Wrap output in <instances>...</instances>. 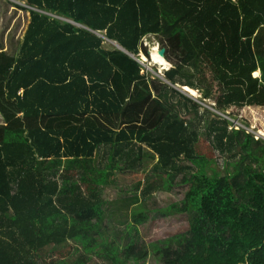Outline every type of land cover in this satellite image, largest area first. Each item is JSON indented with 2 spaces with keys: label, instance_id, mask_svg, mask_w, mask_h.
<instances>
[{
  "label": "trees",
  "instance_id": "obj_1",
  "mask_svg": "<svg viewBox=\"0 0 264 264\" xmlns=\"http://www.w3.org/2000/svg\"><path fill=\"white\" fill-rule=\"evenodd\" d=\"M25 2L14 5L30 13L24 39L0 48V264H140L152 251L160 264H264V139L227 113L264 107V0ZM148 35L182 53L173 69L148 60L171 69L155 86ZM146 149L156 174L190 185L171 206L189 229L154 244L135 229L119 246L98 230L103 186ZM213 150L238 157L224 174Z\"/></svg>",
  "mask_w": 264,
  "mask_h": 264
},
{
  "label": "rangeland",
  "instance_id": "obj_2",
  "mask_svg": "<svg viewBox=\"0 0 264 264\" xmlns=\"http://www.w3.org/2000/svg\"><path fill=\"white\" fill-rule=\"evenodd\" d=\"M15 4L23 6L26 5V2L25 0H0V48H3L6 53H13L16 45L21 44L29 24L30 13L17 9L14 6ZM167 43L163 35H156L147 36L142 44L141 60L147 61L145 62L146 66L152 69L149 71L144 69L143 73L148 75L154 86L164 82L166 73L170 70L163 69V67H166L165 64L160 67L148 60L152 59L153 56V59L161 64L159 51L164 48L163 46L167 47ZM107 46L113 49L118 44L111 41ZM145 51L147 54H144ZM148 51L153 55L148 57ZM143 54L147 60L143 59ZM181 57L180 50L167 55V59L173 66L172 69L180 62ZM259 76H261V72ZM259 76L256 75V77ZM176 85L178 86L179 83H176ZM188 91L190 93L185 92L190 94L197 102H201L203 107L211 110L210 105H214V102L210 100H204L205 102H203L204 93L202 91L190 88H188ZM227 113L231 115L230 118L234 119L236 124L238 122L246 127L248 126L249 132L259 139H264V107L232 108ZM215 114L220 116L219 113ZM210 116L213 117V115ZM208 146L210 147L207 140L203 142V147ZM100 154L101 151L95 161L97 166L101 168L105 165V159L100 158ZM237 158L213 150L215 164L212 167L224 174L226 162L234 163ZM157 161L158 156L146 149L143 162L138 169L118 167L115 173H110L109 182L103 186L105 216L97 222L98 230L119 246H123L129 236H134L135 229L141 232L148 244L163 242L173 235L184 234L189 229V216L171 210V206L181 204L189 191L190 185H181L179 183L181 177L172 185L170 178H163L156 174L154 167ZM138 220H142V222ZM80 243V241H72L67 245L73 259L78 257L80 252L75 251L72 247H78ZM88 264L104 263L94 255V258ZM129 264L135 263L130 262ZM140 264H160L159 256L152 251L146 262Z\"/></svg>",
  "mask_w": 264,
  "mask_h": 264
},
{
  "label": "built area",
  "instance_id": "obj_3",
  "mask_svg": "<svg viewBox=\"0 0 264 264\" xmlns=\"http://www.w3.org/2000/svg\"><path fill=\"white\" fill-rule=\"evenodd\" d=\"M148 36H156V35H148ZM144 40H145V39H144ZM160 50H161V49H160ZM143 66L146 68L147 71L150 70L147 66H145V65H143ZM227 118H229V117H227ZM230 121L232 122V126H234V127H236V128H241V127H238V126L245 127L242 123L240 124V123L237 122V124H236V122H235L234 119H230Z\"/></svg>",
  "mask_w": 264,
  "mask_h": 264
},
{
  "label": "water",
  "instance_id": "obj_4",
  "mask_svg": "<svg viewBox=\"0 0 264 264\" xmlns=\"http://www.w3.org/2000/svg\"><path fill=\"white\" fill-rule=\"evenodd\" d=\"M120 49H122L121 47H119ZM160 54L163 56V57H166V53H167V49L166 48H163V49H161L160 51ZM148 54H150V51H148ZM261 75H262V73H261ZM175 87H177V88H180V86H175ZM181 89L185 92V91H187L186 89H185V87H181ZM185 89V90H184ZM188 93H189V91H187ZM190 95V94H189ZM191 96V95H190Z\"/></svg>",
  "mask_w": 264,
  "mask_h": 264
},
{
  "label": "clouds",
  "instance_id": "obj_5",
  "mask_svg": "<svg viewBox=\"0 0 264 264\" xmlns=\"http://www.w3.org/2000/svg\"><path fill=\"white\" fill-rule=\"evenodd\" d=\"M149 55L150 54H148V57H149ZM150 56H152V55H150ZM166 59H167V53H166V57H165ZM142 61V60H141ZM145 62H147V61H143V65H145L146 66V63ZM149 68V67H148ZM144 69L146 70V68L144 67ZM150 69V68H149ZM150 70H152V69H150ZM171 70V69H170ZM147 71V70H146ZM245 128H246V126H245Z\"/></svg>",
  "mask_w": 264,
  "mask_h": 264
},
{
  "label": "bare ground",
  "instance_id": "obj_6",
  "mask_svg": "<svg viewBox=\"0 0 264 264\" xmlns=\"http://www.w3.org/2000/svg\"><path fill=\"white\" fill-rule=\"evenodd\" d=\"M256 75L259 76L260 75V72H256ZM188 88L189 87H186L185 89L188 91ZM191 89V88H190ZM190 93V92H189Z\"/></svg>",
  "mask_w": 264,
  "mask_h": 264
},
{
  "label": "crops",
  "instance_id": "obj_7",
  "mask_svg": "<svg viewBox=\"0 0 264 264\" xmlns=\"http://www.w3.org/2000/svg\"><path fill=\"white\" fill-rule=\"evenodd\" d=\"M190 88V87H189ZM192 89V88H191ZM0 124H2V117H1V115H0Z\"/></svg>",
  "mask_w": 264,
  "mask_h": 264
}]
</instances>
